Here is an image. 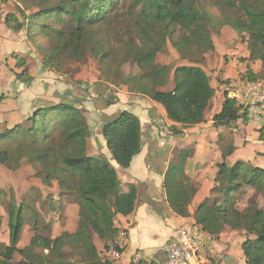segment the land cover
<instances>
[{
	"label": "trees",
	"instance_id": "1",
	"mask_svg": "<svg viewBox=\"0 0 264 264\" xmlns=\"http://www.w3.org/2000/svg\"><path fill=\"white\" fill-rule=\"evenodd\" d=\"M131 1L138 10L136 16L130 15L138 34L129 35L121 44L124 54L143 73L125 78L123 83L130 85L131 92L149 96L160 103L167 117L175 123L189 127L205 122L216 90L201 63L177 66L171 77L174 87L166 89L172 68L157 64V56L168 41L173 42L181 53L193 47H203L205 52L214 50L211 8L223 15L222 23L249 35L247 60L259 61L264 66V0ZM21 2L27 6L19 10L23 19L9 14L8 25L15 31L27 28L47 68L66 73L62 71L66 56L82 61L92 54L100 58L101 64L115 56L113 46H110L111 52L106 49L115 38L106 41L105 37L115 32L113 15L121 0ZM38 39L47 43L40 44ZM26 64L24 58L17 64L23 69L16 76L23 83L33 79ZM241 75L251 80L264 79V71H254L250 65ZM241 119L248 120L236 101L225 93L221 110L213 116L214 125L228 127ZM171 128L175 133L182 132L175 125ZM102 134L115 161L123 168L129 167L142 148L141 123L137 115L122 111L104 124ZM88 137L89 123L84 112L63 100L38 106L23 122L0 131V144H10L9 148L0 149L1 164L15 168L23 159H28L35 169V176L43 184L51 186L57 182L61 195L79 206L74 232L63 230L53 236L42 234L37 230L41 218L38 213L29 243L19 247L21 229L26 222L22 216L23 206L16 208L12 199L8 211L10 243L0 242V264H111L107 251L119 232L115 220L119 214L127 216L134 211L137 190L131 187L128 192L120 193L116 168L104 155L88 154ZM261 140H264V132ZM232 150L229 148L224 154ZM218 166L219 196L208 198L197 207L195 221L212 235H219L226 227L244 230L246 237L242 249L246 264H264V207L249 204L240 209L235 194L243 184L263 194L264 168L252 167L247 177L243 161L232 166L222 162ZM178 169V164L171 165L164 186L174 212L188 217L196 187L186 176L176 174ZM1 197L0 191V207L3 204ZM95 235L104 243L102 251L95 243ZM17 254L21 256L18 260ZM133 264L149 263L142 260Z\"/></svg>",
	"mask_w": 264,
	"mask_h": 264
},
{
	"label": "crops",
	"instance_id": "2",
	"mask_svg": "<svg viewBox=\"0 0 264 264\" xmlns=\"http://www.w3.org/2000/svg\"><path fill=\"white\" fill-rule=\"evenodd\" d=\"M214 43L215 48L222 55L215 40ZM232 53L234 54L230 57L228 54L222 55L225 60L221 67H215L211 71L205 68L207 74L211 77V84L216 92L222 91L229 78L233 76L228 68L238 59L243 64L245 63L244 69L240 71V74L245 72L249 65L254 71L261 70V62L252 63L247 60L250 51L249 55L242 57L237 55L238 51L235 48ZM229 59L233 60V63ZM228 64L230 65L228 66ZM259 66L260 68H258ZM201 67L204 68L205 66L202 65ZM216 68L218 71H215ZM220 70L224 77L220 76ZM30 75L35 79L39 76L37 72L30 73ZM43 75H46L52 81L48 82L45 80L41 84L38 83L22 90L23 92L11 102L10 106V103H8V111L16 110L8 118L15 120L12 124L23 122L34 112L36 107L61 100L86 109L89 127L90 129L92 128L87 142L88 154L94 157L99 155L107 157L118 172L120 193L128 192L131 187H135L137 190L134 211L127 216L119 214L115 220L117 228L126 231L128 234V246L123 252L124 261L126 264H133L135 263V256L139 254L141 259L149 264H162L165 260L164 249L166 244L177 239L180 229L184 226L198 225L203 229L195 221V211L202 202L219 195L218 165L224 156L218 143L220 138L218 130L220 127H224L227 130L234 128V125L237 126L240 121L228 127L214 125L213 116L221 110L225 100V93L217 98L216 101L214 97L208 107L212 110L213 103L215 105L220 104V110L217 109L212 116L206 115L205 122L186 127L170 120L165 109L163 110L149 96L125 90L114 92L110 85L103 81L93 83L79 79L69 82L61 77L54 76L52 71H46ZM171 84L172 87L166 89H173L174 81ZM124 110L131 111L137 115L141 123L142 148L140 153L134 156L130 166L127 168L121 167L115 161L102 134V125L116 118ZM174 125L182 132H173L171 127ZM5 128L10 127H4L0 131ZM262 128L261 125L254 123V129L260 130ZM260 134L257 133V137L261 140ZM241 141L244 142L246 140L237 137L236 145L239 146ZM260 144H258L259 147ZM227 159L231 163L236 160L233 157H228ZM239 159L236 162L243 161ZM175 163L178 164L179 168L176 174L180 173L182 176H186L196 187V192L189 206L190 215L188 217L175 213L167 199L164 181L171 165ZM257 166L263 168V166ZM54 184L58 186L57 182H54ZM58 189L60 190L59 186ZM215 193H218V195H215ZM66 204L69 207L68 215L75 220L74 228L66 227V229L74 232L78 225L79 206L70 200H67ZM55 220H58V218ZM203 231L205 235L211 236V239H206L204 242L205 250L215 256L217 264H221L223 259L226 260V263L223 264H246L242 249V244L246 237L244 230H232L226 227L219 235H212L204 229ZM94 240L98 249L102 251L104 247L103 241L96 235Z\"/></svg>",
	"mask_w": 264,
	"mask_h": 264
},
{
	"label": "rangeland",
	"instance_id": "3",
	"mask_svg": "<svg viewBox=\"0 0 264 264\" xmlns=\"http://www.w3.org/2000/svg\"><path fill=\"white\" fill-rule=\"evenodd\" d=\"M26 7L27 6L23 4L21 0H0V129L16 125L12 124L15 122L13 118H8L9 115L11 117L12 113L16 112V110L8 111L7 105L10 103V106L12 104L11 102L23 92L22 90L38 83L41 84L45 80L48 82L52 81L49 77L43 75L46 71H52L54 76L61 77L63 80L69 82L79 79L93 83L103 81L107 82L114 92H120L121 90L131 92L130 85L123 83V79L133 78L143 73L140 67L130 57L124 54V48L121 44V41L128 39L129 35L134 37L138 34L135 23L130 16L131 14L136 16L138 13L133 1L121 0L113 15L115 32L114 34H106L107 36L105 37L106 41H110V37L115 38L113 42L107 44L106 48L108 52H111L110 46H113L114 50H116L115 56L109 57L106 60V64H101L100 58L94 57L92 54H89L88 57H85L82 61L71 59L66 56L63 58L62 70L66 71V73H56L43 64V56L41 52L37 50V44L31 38L27 28L21 31H15L9 27L7 22L9 14L14 13L22 20L23 18L19 10L21 8L26 9ZM209 11L213 17L212 22L214 23L211 29V36L212 39L215 40L219 51L222 52V55L228 54L229 57L232 56V54H234L232 53L234 48L238 51L237 55L241 57L249 55V48L247 45L249 35L235 30L230 25L222 23L223 15L220 14L216 8H211ZM177 35H180V31L177 32ZM179 38L180 37H177V39ZM38 42L40 44L47 43L46 40L43 41L40 39H38ZM183 52L181 53L173 42L168 41L163 51L158 54L156 60L157 64L170 66L172 68L170 78L173 75V70L180 65L201 63V66H205L202 68L207 73L205 68H208L209 71L215 67L219 68L225 60L216 48L212 51L205 52L203 47H193L191 49H184ZM23 58L27 62L26 66L29 68V73L33 74L37 72V74H39L36 79L33 78L31 81L24 83L16 76V73L23 69L17 65L18 61ZM230 62L233 63V60H230ZM240 64L242 65L239 66ZM244 64L240 59L236 60L231 66L228 64L230 67L228 70L233 74V76L229 78V81L237 78V76H241L240 71L244 69ZM217 68L215 71H218ZM258 68H260V66ZM260 69L264 71V66L262 65ZM219 73L221 77H224L221 70ZM170 82L173 83L172 78ZM170 82L165 88L172 87ZM225 88L226 87H224L222 91L216 92L215 101L217 98L224 95ZM157 104L164 110L160 103L157 102ZM220 107V104L215 105L213 103L212 110L208 108L206 115L212 116L217 109L220 110ZM79 109L86 115V109ZM245 121L246 120L241 119L237 123V126L234 125V128L228 130L224 127H220L218 130L220 135L218 143L221 147L220 150L223 152L222 155L224 156L221 163L226 162L228 165L232 166L239 157L242 156L239 160H243L244 172L246 176L249 177L252 167L260 165L264 168V140H260L257 137V133L262 134L264 132V127L262 128L263 130L254 129V123L256 124V122L250 120H247V122ZM104 124L102 125V129ZM90 131H92V128L90 129L89 127V136ZM237 137H241L246 141L239 142V146H237ZM258 144H260V147ZM9 147V143L0 144V149H7ZM229 148L233 149L232 152H226L225 155L224 152ZM228 157L236 159L235 162H229L227 159ZM0 191L2 193L1 199L3 202L0 207V242L2 243H10L8 211L12 199L13 202L16 203V208L18 206H23L22 216L24 222H26L21 229L18 242L19 247H24L29 243L35 231L33 224L34 221L37 222L38 220H36V215L38 213L41 215V218L39 217L37 230L42 234L53 236L59 234L63 230H67L66 227L71 229L75 226L74 218L68 215L69 207L66 204L67 199L60 195L58 186L56 184L53 186H45L42 180L35 176V169L28 162V159H23L15 168H9L0 163ZM235 194L237 207L240 209H243L249 204L264 207V185L263 194L246 184H243L241 188L236 190ZM215 195H218V193H215ZM57 218L58 220H55ZM50 223L52 225H50ZM20 258L21 256L17 254L16 259L18 260ZM223 263H226L225 259H223L221 264Z\"/></svg>",
	"mask_w": 264,
	"mask_h": 264
},
{
	"label": "built area",
	"instance_id": "4",
	"mask_svg": "<svg viewBox=\"0 0 264 264\" xmlns=\"http://www.w3.org/2000/svg\"><path fill=\"white\" fill-rule=\"evenodd\" d=\"M226 96L234 99L248 120L264 127V79L251 80L245 77L231 79L225 86ZM211 239L198 225L184 226L177 239L166 244L165 260L162 264H217V259L205 250L204 242ZM128 246V234L119 229L112 247L107 251L111 264H126L123 252ZM135 256L134 262L142 261Z\"/></svg>",
	"mask_w": 264,
	"mask_h": 264
}]
</instances>
